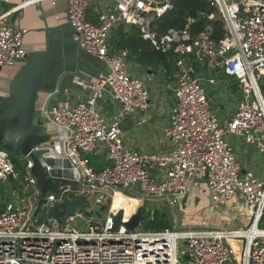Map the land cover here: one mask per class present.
I'll return each instance as SVG.
<instances>
[{"label":"built area","instance_id":"built-area-1","mask_svg":"<svg viewBox=\"0 0 264 264\" xmlns=\"http://www.w3.org/2000/svg\"><path fill=\"white\" fill-rule=\"evenodd\" d=\"M67 1L74 40L107 64L105 75L78 81L87 92L84 98L75 104L57 102L49 112L60 132L57 157L69 162L71 179L84 181L81 188L62 187L60 198L47 193L39 205L32 159L21 156V171L9 151L0 149V264H264V177L244 170L227 139L229 133L240 136L264 152V0H209L221 17L219 39L213 22L197 28L201 12L188 15L183 28L160 32L157 21L174 8L173 0H98L97 21L88 17L93 0ZM16 9H3L0 0V69L27 60L25 29L11 20ZM207 17L213 21L215 12ZM120 26H136L153 49L174 59L175 102L163 128L171 145L160 153L140 152L125 143V117L155 105L145 81L130 72L129 50L111 46ZM231 77L243 98L224 126L208 87ZM107 96L121 104L112 116L99 104ZM61 143L66 144L64 155ZM99 147L107 149L110 163L96 169L90 155ZM60 168L64 174L65 167ZM47 171L60 176L51 166ZM203 188L218 204L243 197L252 221L234 229L176 230V222L173 228L132 231L123 225L129 218L123 217L114 230L115 206L103 208L108 189L113 196L127 189L148 196L173 195L180 206L186 194ZM65 194L88 195L93 207L102 206L104 221L87 210V230L71 226L77 215L37 224L40 210Z\"/></svg>","mask_w":264,"mask_h":264},{"label":"crops","instance_id":"crops-1","mask_svg":"<svg viewBox=\"0 0 264 264\" xmlns=\"http://www.w3.org/2000/svg\"><path fill=\"white\" fill-rule=\"evenodd\" d=\"M1 1L3 9L17 6V9L11 16V20L16 27L25 29L22 41L23 47L28 53L43 51L47 46H49L51 50L50 69L46 74L47 83L45 88L40 91L37 105L38 109H42L47 97L56 91L61 77L60 89L61 92L67 94V97L65 99H59L58 102L67 101L75 104L87 94L86 90L77 84L78 81H88L92 80L94 77L106 74V62L82 50L79 44L74 40L73 28L70 25L68 17L67 0ZM100 8L99 1L93 0L88 11V17L92 21H97ZM20 65L21 63L13 65V67L6 66L0 69V94L8 93L9 82L18 71ZM129 65L131 68L139 69L140 73L147 78V80L153 82L151 90L155 107L146 112H137L125 117L122 121L125 143L128 147L140 152L150 151L160 153L161 151L168 149L171 145V142L164 135L163 128L169 121L170 110L175 99L173 94H171L172 97L170 96V98L165 94L161 99L164 98L162 102L166 103V106L164 107L162 105V107L156 108L161 96V89L156 85L154 79L156 78V75H154V73L150 74L152 73L150 70L146 69L143 65L138 64L133 59H130ZM226 82L225 84L227 86H230L233 83L236 84V82L231 79H229L230 84H227L228 82ZM99 104L101 109H103L108 116L114 115L121 108L119 102L112 100L108 96L105 97V99L100 100ZM48 127L54 133L55 142L58 141L60 132L57 127L51 121ZM243 146H247L248 149L250 148L247 143L243 142L237 146L238 152H241L242 149L240 147ZM65 149L66 144L61 143V155H64ZM90 158L92 165L96 169H101L110 163L108 151L104 147L97 148L96 151L90 155ZM241 158L243 159L241 163L244 170H252L256 175L264 177V162L259 164L260 162H256V159L254 160L253 157L248 155H243ZM67 164L70 166L68 161ZM254 168L258 171L255 172ZM14 184L15 183L12 182V185L7 187L12 188ZM111 192L112 191L109 189L106 190L108 197L103 208L107 209L112 203L115 205V213L119 210V208H117L119 201H126L123 202L124 204L122 205H126V207L128 206L129 210L133 207L132 202H143L141 197L130 191L124 193L126 196H117V193L113 196ZM194 192H202V194H204L203 197L211 200L206 188L194 190L192 193ZM192 193L188 197V202H190L192 198ZM125 213H127V211ZM133 213H131V215Z\"/></svg>","mask_w":264,"mask_h":264},{"label":"water","instance_id":"water-1","mask_svg":"<svg viewBox=\"0 0 264 264\" xmlns=\"http://www.w3.org/2000/svg\"><path fill=\"white\" fill-rule=\"evenodd\" d=\"M71 25V24H70ZM51 50L49 46L43 51L28 53L27 60L19 66L18 71L9 82V91L7 94H0V139L6 145L19 151L22 156H29L33 161L32 174L36 178V184L41 194L38 204L47 193H55L58 198L61 197L62 187H79L84 179L75 181L70 178V169L67 159L56 157L55 136L48 127L50 124V110L55 106L59 99H65L66 93L61 92V80L58 83L56 91L51 93L42 109H38V100L40 91L46 86V74L50 69ZM51 166L52 173L60 176L53 177L47 171ZM61 167H65L64 174L60 173ZM51 173V174H52ZM137 194L143 200H170L175 207V213L178 215L176 230H204L210 229L208 226H184L183 211L178 209L173 195L169 196H148L139 192L127 189ZM188 194L182 201V208H186ZM83 210H92L93 216L97 221H104L101 216L103 209L101 205L92 206L88 195L79 194L75 198H70L67 194L62 200H58L49 208H42L39 212L37 224H43L47 218L65 219L70 216H76ZM143 208L139 207L131 217V220L125 225L129 230H136L143 220ZM154 214V210L150 211ZM37 211L33 214L35 217ZM123 211H120L114 217V230H118L122 225ZM30 222H28L29 224Z\"/></svg>","mask_w":264,"mask_h":264},{"label":"rangeland","instance_id":"rangeland-1","mask_svg":"<svg viewBox=\"0 0 264 264\" xmlns=\"http://www.w3.org/2000/svg\"><path fill=\"white\" fill-rule=\"evenodd\" d=\"M215 20H221V17L218 13L215 12ZM13 67V66H11ZM130 68L131 74L142 78L146 86L151 89L152 81L147 80L137 68ZM145 69V68H143ZM175 72V71H174ZM166 74L163 70H158L155 72L156 75L155 82L161 89V96L158 102V107H165L166 103H163V99L161 97L168 96L170 98L172 94V88L175 85V73ZM153 74V73H150ZM231 77L230 79H232ZM226 81V80H225ZM228 82V83H227ZM227 84H230L229 79L227 80ZM152 91V90H151ZM208 91L212 93L214 98V109L218 113L220 117V121L222 125H226L227 121H229L231 114H233L236 104H238L239 100L243 98L241 93V89L235 83L230 86L225 83H219L213 86L208 87ZM172 97V96H171ZM1 106V103H0ZM223 107V108H222ZM155 108V109H156ZM227 139L233 145L237 158L242 161L241 156L248 155L256 159V162H260L259 164L264 162V152H261L256 144L248 143L250 148L247 146L240 147L242 150L238 152L237 146L241 143H246L245 140L234 134H227ZM14 156L21 160L22 167L24 166V161L22 160V155L18 152L13 153ZM241 155V156H240ZM254 171L258 170L254 168ZM81 188V187H76ZM71 195H74V192H70ZM191 195V194H190ZM204 194L202 192H194L192 193V198L190 202H187L186 208H183V223L188 226H210L213 229L223 228V229H234V228H242L247 226L251 221L252 217L247 213L246 210V202L243 197L237 196L232 201H229L225 204H218L209 200L206 197H203ZM108 197V196H107ZM92 201L95 200V195H92ZM130 200V199H127ZM126 202V201H123ZM122 201H119L120 206L124 204ZM133 208L137 209L138 207L143 208V218H147L152 209L156 210L158 213V217L156 220V224L163 225L164 223L168 224L166 228H173L175 223L178 221V217L173 212V205L169 200H155L148 201L143 200V202H132ZM118 208V207H117ZM182 205H180V209ZM89 211L83 210L80 214L77 215L76 221L71 223V226L78 230H87L89 229L90 221L89 219ZM164 215V216H163ZM126 217H129V213H126ZM146 224L142 221L139 227H145ZM165 228V227H164ZM163 228V229H164Z\"/></svg>","mask_w":264,"mask_h":264},{"label":"trees","instance_id":"trees-1","mask_svg":"<svg viewBox=\"0 0 264 264\" xmlns=\"http://www.w3.org/2000/svg\"><path fill=\"white\" fill-rule=\"evenodd\" d=\"M174 8L157 21V25L160 32H165L171 28H183L186 24V18L188 15H197L198 12L203 13L200 17L197 28L201 29L207 24L212 23L215 27V36L217 39L221 37V20L210 21L207 17L212 12H216V9L210 5L209 0H173ZM111 46L114 49L125 48L130 52V59L135 60L138 64L143 65L146 69L150 70L152 73L158 72V70H163L166 74L173 75L176 72V67L174 63L173 56L171 54H165L158 50L153 49L149 41L145 40L140 33V30L136 26H132L129 30H125L124 26L116 28L111 36ZM174 72V73H175ZM224 78H229L226 74L221 75ZM237 84V83H236ZM235 84V85H236ZM238 85V84H237ZM264 89V85H263ZM0 149H5L11 154L12 160L18 170L23 171L22 162L19 158L14 156L15 151L13 148L5 144L3 140L0 139ZM241 197V196H240ZM119 209L124 208L129 215L135 212L137 209H128L126 205L117 206ZM158 214L153 221H145V228L148 229H163L166 228L168 224L163 225L156 224ZM164 228V229H165Z\"/></svg>","mask_w":264,"mask_h":264},{"label":"bare ground","instance_id":"bare-ground-1","mask_svg":"<svg viewBox=\"0 0 264 264\" xmlns=\"http://www.w3.org/2000/svg\"><path fill=\"white\" fill-rule=\"evenodd\" d=\"M118 195H120V196H126V194H124V193H122V192H118V193H117V196H118ZM116 198H118V197H116ZM122 198H123V197H122ZM115 200H116V199H115ZM114 206H115V205H114ZM137 209H138V208H137ZM120 211H123V217L126 218V220H128L127 218H129V221L131 220L130 216L132 217L133 214H134V213H133V214L130 215L129 217H126V213H125V210H124V209H119L115 214H118ZM136 211H137V210H136ZM114 212H115V208H114ZM124 218H123V219H124ZM129 221H128V222H129ZM126 223H127V222H124V223H123V225L125 226V228H126V225H125ZM208 227L211 228L210 226H208ZM212 229H213V228H212Z\"/></svg>","mask_w":264,"mask_h":264},{"label":"flooded vegetation","instance_id":"flooded-vegetation-1","mask_svg":"<svg viewBox=\"0 0 264 264\" xmlns=\"http://www.w3.org/2000/svg\"><path fill=\"white\" fill-rule=\"evenodd\" d=\"M178 209L182 211L183 208L180 209V206L178 205ZM152 210H154V209H152ZM173 212H175V207H174V206H173ZM157 214H158V213H157L156 210H154V214H152L151 212H149V213H148V215H149L148 218H146V219L143 218V220L145 219L146 221H149V222H150V221H153V220L156 218ZM175 214H176V213H175ZM176 215H177V214H176ZM163 216H164V215H163ZM177 217H178V215H177Z\"/></svg>","mask_w":264,"mask_h":264}]
</instances>
